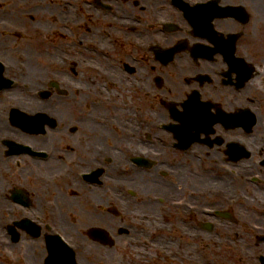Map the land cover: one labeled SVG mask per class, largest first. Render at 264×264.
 Listing matches in <instances>:
<instances>
[{"label": "flooded vegetation", "instance_id": "1", "mask_svg": "<svg viewBox=\"0 0 264 264\" xmlns=\"http://www.w3.org/2000/svg\"><path fill=\"white\" fill-rule=\"evenodd\" d=\"M209 23L223 37L173 0H0L3 75L50 92L38 210L117 219L119 264L264 262L263 30Z\"/></svg>", "mask_w": 264, "mask_h": 264}, {"label": "bare ground", "instance_id": "2", "mask_svg": "<svg viewBox=\"0 0 264 264\" xmlns=\"http://www.w3.org/2000/svg\"><path fill=\"white\" fill-rule=\"evenodd\" d=\"M13 93H15L16 95H13L12 98L8 99L7 102L8 103H14L17 105H20L21 107H28L30 112H34L35 110H33V107H39L41 106L37 101L35 100H30L29 98L25 99L23 98V94L17 92V91H13ZM14 99H17L18 101H20L19 103L14 101ZM7 102L6 103L7 107L9 106V104ZM39 110H44L43 108H38ZM35 163H40V162H35ZM1 165V162H0ZM132 220V219H131ZM80 221H85V223H93L95 221L94 218H90L89 217H81ZM100 250V249H99ZM105 264H117L114 263L113 261H110L109 259H106Z\"/></svg>", "mask_w": 264, "mask_h": 264}, {"label": "rangeland", "instance_id": "3", "mask_svg": "<svg viewBox=\"0 0 264 264\" xmlns=\"http://www.w3.org/2000/svg\"><path fill=\"white\" fill-rule=\"evenodd\" d=\"M248 1H249V0H248ZM263 8H264V6H263ZM259 11H260V10H259ZM6 132H7V129L4 127L3 134H6ZM5 205L8 206L7 208H10V206H12L10 203H6V202H5ZM3 208H4V207L0 208V213L2 212ZM5 222H8V221H5ZM1 225H2V222L0 221V231L2 232V230H1ZM71 232H72L73 234H76V233H77V232L73 231V229L71 230ZM110 256H112L113 258H115L114 253H112V254L110 253ZM9 264H11V263H9Z\"/></svg>", "mask_w": 264, "mask_h": 264}]
</instances>
